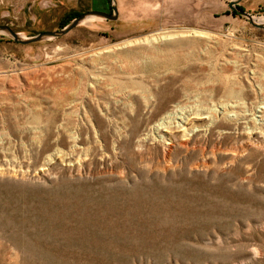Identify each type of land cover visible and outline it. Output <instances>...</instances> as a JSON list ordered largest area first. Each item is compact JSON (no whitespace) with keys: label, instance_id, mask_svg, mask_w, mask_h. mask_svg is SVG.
Segmentation results:
<instances>
[{"label":"rangeland","instance_id":"obj_1","mask_svg":"<svg viewBox=\"0 0 264 264\" xmlns=\"http://www.w3.org/2000/svg\"><path fill=\"white\" fill-rule=\"evenodd\" d=\"M100 1L0 0V23L29 35ZM228 1L157 0L141 29L0 33V264H264V118L246 117L264 28ZM148 35L164 37L119 46Z\"/></svg>","mask_w":264,"mask_h":264},{"label":"water","instance_id":"obj_2","mask_svg":"<svg viewBox=\"0 0 264 264\" xmlns=\"http://www.w3.org/2000/svg\"><path fill=\"white\" fill-rule=\"evenodd\" d=\"M240 1L241 0H229L228 5L232 9L237 11L240 15L246 17L253 25L264 28V19L263 20L257 19V18H261V16L264 17V14L257 15L245 10L239 5ZM109 3L111 8L110 12L98 10V9H87L70 18L66 23L61 25L59 28L40 30L36 33L26 35L20 31L14 30L8 24L0 23V33L8 35L12 40L19 43H31L35 41L61 36L67 33L68 31H70L75 26L93 18L115 20L118 16L116 0H109Z\"/></svg>","mask_w":264,"mask_h":264},{"label":"crops","instance_id":"obj_3","mask_svg":"<svg viewBox=\"0 0 264 264\" xmlns=\"http://www.w3.org/2000/svg\"><path fill=\"white\" fill-rule=\"evenodd\" d=\"M108 2H109V0H108ZM100 3H102V5H100L102 7V9L107 11L108 9L105 7L104 1L101 0ZM149 3H150V0H149L148 4ZM252 3H257V6H263L264 0H254V2L252 1ZM116 4H117V9H118V16L116 19L123 27H129V28L132 27V28L141 29V28H145V26H148L150 21L157 19L156 14L159 11V10H157V0H155L154 2L152 1V4H150V5L154 6V11L152 10V12H154L155 16L148 15L145 18L141 17V18H139V20H135V21H134V19H136V18H134V15H133L134 10L129 7L130 6L129 0H116ZM110 11H111V8H110V10H108V12H110ZM256 14H258V13H256ZM110 27L112 28V27H114V25L113 26L110 25Z\"/></svg>","mask_w":264,"mask_h":264},{"label":"bare ground","instance_id":"obj_4","mask_svg":"<svg viewBox=\"0 0 264 264\" xmlns=\"http://www.w3.org/2000/svg\"><path fill=\"white\" fill-rule=\"evenodd\" d=\"M190 33V32H189ZM193 33V32H192ZM194 33H195V35L196 34H203L201 31H197V30H195L194 31ZM178 35V34H177ZM172 36V35H171ZM164 36H144V37H141V38H137V39H133V40H129V41H127V42H124V43H122V44H119V46L121 47V46H125V45H129V44H132V43H138V42H151V41H153L155 38H163ZM166 37V36H165ZM168 37V36H167ZM237 104V103H236ZM224 105H226V104H224ZM235 103L234 104H227L226 106H221V111H220V113L222 114V115H225V116H228V117H231V113L230 112H233V109L235 108ZM236 109H237V107H236ZM238 110V109H237ZM235 112V111H234ZM181 113V112H180ZM234 114H236V112L234 113ZM169 115V114H168ZM186 116V115H185ZM233 116V115H232ZM243 116H245L244 114H243ZM165 117H167V116H165ZM165 117H162V121H167V120H165ZM179 117V116H178ZM247 117V119H249L250 121L251 120H253L252 118H254V119H263L264 118V104H261V105H257L255 108H254V111H253V115L252 116H246ZM169 117H167V119H168ZM170 118H171V116H170ZM188 118V117H187ZM225 118V117H224ZM227 118V117H226ZM235 118V117H234ZM243 118V117H242ZM176 119H177V117H176ZM182 119V118H181ZM189 119V118H188ZM238 119H239V117H238ZM171 120H172V118H171ZM170 120V122H172ZM184 121H186V119L184 120ZM241 122V121H240ZM160 123H161V121L160 122H158V123H156V124H154L155 125V127L156 128H160ZM262 123H263V121H262ZM164 124V123H163ZM184 124H186V123H184ZM184 124L182 125V126H184ZM264 124V123H263ZM162 125V124H161ZM167 125V124H166ZM171 125V124H170ZM173 125V124H172ZM254 125V124H253ZM259 126L261 125V124H258ZM257 125V126H258ZM178 126V125H177ZM180 127H181V125H179ZM206 126V125H205ZM256 126V125H255ZM259 126H258V128H259ZM154 127V126H153ZM169 127V126H168ZM208 127V126H207ZM261 127V126H260ZM171 128H172V126H171ZM181 128H183V127H181ZM180 128V129H181ZM186 128V127H185ZM184 128V129H185ZM211 128V127H210ZM204 128L203 127H191L190 126V130H191V132H197V131H201V130H203ZM190 130H188V131H190ZM254 130H255V128H254ZM181 131H183V130H181ZM184 131H186V129L184 130ZM187 131V132H188ZM207 131V130H206ZM257 131H258V129H257ZM160 132V131H159ZM159 132H158V134H159ZM161 133V132H160ZM184 134H185V132H184ZM187 134V133H186ZM200 134V133H199ZM191 135V134H190ZM197 135H198V133H197ZM196 136V135H195ZM190 137H192V136H190ZM175 146V145H174Z\"/></svg>","mask_w":264,"mask_h":264},{"label":"trees","instance_id":"obj_5","mask_svg":"<svg viewBox=\"0 0 264 264\" xmlns=\"http://www.w3.org/2000/svg\"><path fill=\"white\" fill-rule=\"evenodd\" d=\"M240 6H241V5H240ZM241 7H242V6H241ZM79 13H80V12H77V13L74 14L73 16H75V15H77V14H79ZM73 16H72V17H73ZM72 17H70V18H72ZM70 18H69V19H70ZM69 19H68V20H69ZM68 20H67V21H68ZM67 21H66V22H67ZM66 22H64V23H66ZM64 23H63V24H64ZM63 24H62V25H63Z\"/></svg>","mask_w":264,"mask_h":264}]
</instances>
